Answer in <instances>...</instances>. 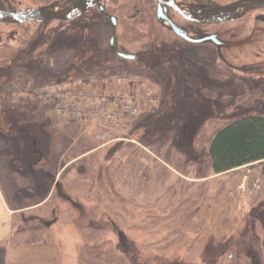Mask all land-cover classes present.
<instances>
[{
  "label": "rangeland",
  "instance_id": "1",
  "mask_svg": "<svg viewBox=\"0 0 264 264\" xmlns=\"http://www.w3.org/2000/svg\"><path fill=\"white\" fill-rule=\"evenodd\" d=\"M61 27L65 25L57 22L27 26L19 34L34 39L43 32L58 45L65 41ZM106 27L98 24L91 30L101 47ZM144 35L141 31L137 38L146 41ZM196 50L201 56L192 59L204 83L196 87L188 83L191 69L180 71L175 62L166 72L154 62L142 70L103 49L97 62L82 56L87 60L75 73H68L69 52L58 56L42 50L33 61L24 59L26 70L1 80L0 171L7 177L0 178L1 208L16 212L12 243L40 248L6 261L0 246V264H211L210 248L220 239L239 233L243 248V241L251 243L252 214L258 205L264 211V161L215 175L206 152L209 138L225 124L244 115L264 116V81L238 83L211 51ZM118 75L148 86L159 101L156 115H140L126 135L104 125L62 121L36 103L37 90L56 82L79 80L96 91L114 92L112 78ZM173 112L170 122L160 120ZM12 126L38 136L37 150L24 134L14 129L6 134ZM6 136L11 139L4 140ZM31 163L52 176V182L41 178L39 187L33 185ZM242 247L237 256L243 264H250L251 256L264 264V252ZM234 254L233 247L226 250L218 264H234L228 261Z\"/></svg>",
  "mask_w": 264,
  "mask_h": 264
},
{
  "label": "flooded vegetation",
  "instance_id": "2",
  "mask_svg": "<svg viewBox=\"0 0 264 264\" xmlns=\"http://www.w3.org/2000/svg\"><path fill=\"white\" fill-rule=\"evenodd\" d=\"M77 1L0 0V10L66 7ZM237 1L240 0H93L91 7L84 14L70 21H49L43 24L34 22L11 24L0 21V91L3 85L2 79L5 78L4 80L8 81L9 74L18 70H26L24 59L33 61L36 59L34 55L41 53L42 50L58 53V56L69 52V58L65 59L68 60L67 63L65 62L67 69L70 70L68 73H75L79 71L77 69L82 70V67H77L82 64V60L91 61L92 58H96V62L99 61L103 55L101 49L106 50L108 56H113L120 63L142 70H150L149 65L154 62L159 64V68L164 66L166 72L169 65L175 62L176 65L173 66L180 71L184 68L191 69L188 83L196 87L197 83L199 85H204V83L197 72L198 64L192 58L201 56L196 49L205 48V51H211L223 66H228L226 68L236 75L234 81L247 83V86L250 85L249 80L251 79L263 82L264 0H250L245 7L229 15H222L218 10ZM52 22L65 25L61 27L62 31L65 29L63 33L65 41L59 42L58 45L49 41L43 32L35 35L34 39L30 38L28 33L19 34V31H24L27 26H45ZM169 22L180 30L184 38L171 30ZM98 24L102 26L107 24L106 28L109 30L108 36L104 38L106 44L102 47L91 36L92 28ZM141 31L146 34L144 36H147V43L144 41L145 38H137ZM131 46L138 50L130 52ZM86 54L89 57L82 59L81 57ZM6 56L11 57L9 62L6 61ZM243 64L253 65V67L251 69L241 68L239 72L233 69ZM177 68H174V77L177 75ZM177 84L175 83V86ZM5 101L7 102V99ZM1 128L0 125V130ZM11 129L6 134H14V128L11 127ZM0 134L3 135L1 131ZM31 144L34 147V143L31 142ZM257 207L250 222L251 243L243 241L246 245L243 248L242 243L238 242V239L243 240L239 233L226 241L220 239L214 247L210 248L214 255L211 264H218L225 251L232 247L236 254L229 255L228 261L234 264H243L237 256L240 247L264 252V211L258 210L263 207L262 205ZM222 241H224L223 244H221ZM249 258H251L249 259L250 264H257L255 257Z\"/></svg>",
  "mask_w": 264,
  "mask_h": 264
},
{
  "label": "built area",
  "instance_id": "3",
  "mask_svg": "<svg viewBox=\"0 0 264 264\" xmlns=\"http://www.w3.org/2000/svg\"><path fill=\"white\" fill-rule=\"evenodd\" d=\"M113 80L118 88L113 94L96 93L86 87L71 90L64 85H53L41 87L37 95L43 104L53 105V114L61 119L104 125L126 135L141 113L156 106V99L150 90L134 84L129 76H116Z\"/></svg>",
  "mask_w": 264,
  "mask_h": 264
},
{
  "label": "trees",
  "instance_id": "4",
  "mask_svg": "<svg viewBox=\"0 0 264 264\" xmlns=\"http://www.w3.org/2000/svg\"><path fill=\"white\" fill-rule=\"evenodd\" d=\"M177 99L181 100V97L179 96ZM36 103H39L38 100ZM41 106L45 110H51L53 108V105ZM154 115H156V112H153V114H151V118H153ZM174 116L175 113L173 112L168 117L160 120H168L170 119V117L173 118ZM10 120L11 119L9 117L7 123L11 124ZM170 121L171 119L168 120V122ZM15 124L17 125L16 121ZM17 127L18 126H12L17 134H24L28 142H33V148L37 150L36 139L38 138V136L36 138L33 135L34 133L32 134L30 133V131H26L27 129L22 130ZM173 128H171V130ZM9 138L11 139V137L6 136L4 140H8ZM206 154L209 169L215 175L223 174L237 168L264 161V116L244 115L217 129L208 140ZM33 165L35 164L31 163L28 165L29 177L33 185L39 187L38 181L41 180V178H43V180L46 179L47 181L52 182V176L42 171H36L33 168ZM47 194L48 192L44 193L45 198L47 197ZM44 195L42 196L44 197Z\"/></svg>",
  "mask_w": 264,
  "mask_h": 264
},
{
  "label": "water",
  "instance_id": "5",
  "mask_svg": "<svg viewBox=\"0 0 264 264\" xmlns=\"http://www.w3.org/2000/svg\"><path fill=\"white\" fill-rule=\"evenodd\" d=\"M93 0H78L76 3L66 7H39L26 8L17 11L0 10V21L11 24H24L29 22L43 24L49 21H70L85 13L91 7ZM250 0H240L233 4L219 8L221 14H232L238 9L245 7ZM113 20V19H112ZM223 21V20H221ZM171 30L184 38V35L170 22ZM124 58V56L121 55Z\"/></svg>",
  "mask_w": 264,
  "mask_h": 264
},
{
  "label": "crops",
  "instance_id": "6",
  "mask_svg": "<svg viewBox=\"0 0 264 264\" xmlns=\"http://www.w3.org/2000/svg\"><path fill=\"white\" fill-rule=\"evenodd\" d=\"M0 178L2 180L6 179V173L4 171H0ZM4 181H7L4 180ZM1 188V187H0ZM9 197H11L10 190L7 192ZM3 193L0 189V211H2V215H0V246L4 245L3 248V257L6 261L8 259H12V257H17L21 253H28L31 250L40 248V247H27V246H20V245H14L11 241V238L13 236L14 231V216L16 212H13L12 210H4L3 207L1 208V205L3 204ZM33 248V249H32ZM14 255V256H13ZM22 256V255H21Z\"/></svg>",
  "mask_w": 264,
  "mask_h": 264
}]
</instances>
